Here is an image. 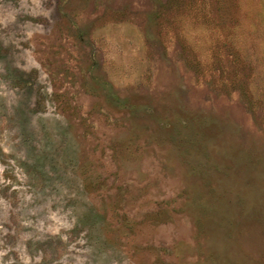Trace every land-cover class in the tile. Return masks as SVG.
I'll return each mask as SVG.
<instances>
[{"label": "rangeland", "instance_id": "374dc122", "mask_svg": "<svg viewBox=\"0 0 264 264\" xmlns=\"http://www.w3.org/2000/svg\"><path fill=\"white\" fill-rule=\"evenodd\" d=\"M0 264H264V0H0Z\"/></svg>", "mask_w": 264, "mask_h": 264}]
</instances>
